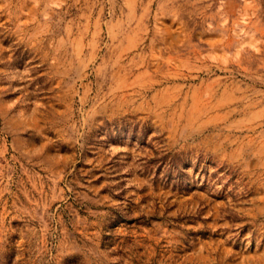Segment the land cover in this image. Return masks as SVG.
Masks as SVG:
<instances>
[{"label": "rangeland", "instance_id": "374dc122", "mask_svg": "<svg viewBox=\"0 0 264 264\" xmlns=\"http://www.w3.org/2000/svg\"><path fill=\"white\" fill-rule=\"evenodd\" d=\"M0 264H264V0H0Z\"/></svg>", "mask_w": 264, "mask_h": 264}]
</instances>
